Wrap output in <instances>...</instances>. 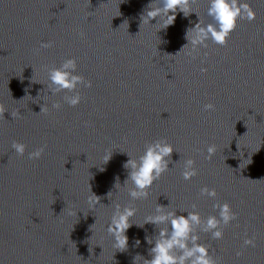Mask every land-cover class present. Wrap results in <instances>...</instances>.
Wrapping results in <instances>:
<instances>
[{"label": "water", "instance_id": "water-1", "mask_svg": "<svg viewBox=\"0 0 264 264\" xmlns=\"http://www.w3.org/2000/svg\"><path fill=\"white\" fill-rule=\"evenodd\" d=\"M150 2L0 0V264H143L153 246L145 238L158 233L143 223L156 204L178 215L195 205L205 219L224 202L236 219L221 240L197 229L200 242L217 264H264V0H246L256 18L238 21L224 46L208 40L196 51L186 31L214 23L207 0L190 5L199 18L177 11L159 31L160 23L140 25ZM67 58L92 82L79 87L75 107L63 99L72 93L47 89L48 70ZM158 139L172 144L176 163L133 201L123 165ZM13 141L25 144L23 156ZM189 158L197 174L186 181ZM205 186L215 199L200 195ZM92 194L99 200L89 210ZM116 204L136 209L124 251L106 230Z\"/></svg>", "mask_w": 264, "mask_h": 264}, {"label": "clouds", "instance_id": "clouds-1", "mask_svg": "<svg viewBox=\"0 0 264 264\" xmlns=\"http://www.w3.org/2000/svg\"><path fill=\"white\" fill-rule=\"evenodd\" d=\"M154 2L156 6L150 7ZM192 2L193 0H152L140 16V25H157L160 23L163 26L157 29L159 31L173 24L177 11L181 12L184 17L189 16L190 13L197 15L190 6ZM207 5V15L212 18L214 23L201 25L199 21L194 27L186 31L187 44H191L192 51H196L198 47L206 48L208 40L216 45L224 46L230 34L236 29L238 21L251 22L256 18L254 10L246 0H207ZM170 12L171 14H169ZM154 18L156 23L151 24L150 21ZM190 31L193 35L191 39H188ZM40 47H50V42H42ZM76 69L75 58H67L63 60L59 67H52L48 70V92L51 95L60 92L72 93L71 95L65 94L63 97L70 107H75L80 103L81 95L78 89L81 85L89 88L92 86L91 81H87L83 76L76 74ZM201 71H206V69L202 68ZM52 107L59 108L60 105L54 103ZM203 107L207 111L212 110L214 106L209 103ZM10 115L13 119L18 117L17 113H10ZM11 148L18 156L25 154L26 146L23 143L13 141ZM43 151L44 149L41 147L28 152V159H39ZM173 151L172 144L164 139H158L148 143L143 153L135 159L128 155L129 159L123 165L128 170L124 186L130 182L131 187L128 188V196L131 200L148 197V189L162 174L169 170V163H176L171 160ZM207 153L208 157H211L214 154V148L209 146ZM110 155L105 156V163L110 159ZM196 174L194 161L190 158L184 160L183 171L181 172L182 178L187 181ZM110 194L111 192L108 193V196ZM200 195L215 199L217 194L215 189L205 186L201 187ZM98 200L99 198L94 194L89 197V210L96 208ZM167 208L168 205L156 204L155 214L145 217L143 224H153L158 228V233L155 236L154 243L152 240H148L147 237L145 238L146 242L153 246L149 249L150 259L141 257L143 264H217L211 254L210 247L200 242L197 229L203 233H210L213 240L223 239L222 226H227L236 219V213L232 211L230 205L227 202L213 203L212 208L218 210L217 214L209 215L205 219H202L200 213L195 210V205H193L192 211L179 210L180 213H186V215H178L177 210L167 211ZM135 213L136 209L133 207L124 206L121 209L119 204L114 206L113 214L106 226L107 233L113 239L112 246L114 249L118 251L126 250L128 239L125 233L131 226L130 220ZM161 225L162 227H159ZM139 243V240L135 242L136 245H139ZM243 244L255 247V241L252 238L244 239ZM236 255L239 256L240 253L237 252ZM137 257L140 256L137 255L134 261Z\"/></svg>", "mask_w": 264, "mask_h": 264}]
</instances>
